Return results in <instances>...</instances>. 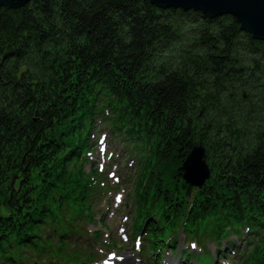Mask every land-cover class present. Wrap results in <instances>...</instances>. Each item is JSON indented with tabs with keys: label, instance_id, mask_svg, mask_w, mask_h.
<instances>
[{
	"label": "trees",
	"instance_id": "obj_1",
	"mask_svg": "<svg viewBox=\"0 0 264 264\" xmlns=\"http://www.w3.org/2000/svg\"><path fill=\"white\" fill-rule=\"evenodd\" d=\"M105 113L132 136L140 168L158 164L149 213L163 223L146 249L164 228L195 236L191 222L216 209L220 230L263 220L264 40L231 15L149 0H32L0 8V243L11 256L33 262L45 240L65 244L57 190ZM198 144L230 212L225 198L209 199L215 185L182 178Z\"/></svg>",
	"mask_w": 264,
	"mask_h": 264
},
{
	"label": "rangeland",
	"instance_id": "obj_2",
	"mask_svg": "<svg viewBox=\"0 0 264 264\" xmlns=\"http://www.w3.org/2000/svg\"><path fill=\"white\" fill-rule=\"evenodd\" d=\"M95 136L100 140V146L97 152L88 156L87 162L90 161L92 165L86 169L94 197L85 202L84 207L86 214L93 215L94 219H86L92 224L84 227L91 236L98 237L99 243L93 246L100 253L99 259L116 251L118 254L106 262H116L125 257L129 264H133V261L142 262V252L138 254L135 250L138 241L134 239L133 225L146 211L148 202L144 201L143 205L139 206V202L135 204L134 199L138 194H141L139 201L147 196V192L153 194L149 186L153 185L150 182L153 175L157 174L158 164L151 162L140 168L139 157L132 148L126 146L119 138L113 139L111 131L103 127ZM106 146L110 151L105 152ZM167 177H170L169 174ZM72 211L73 208H69L68 214ZM182 236H179V247L192 250L190 243ZM246 238L245 229L242 239ZM181 240L185 244L184 247L180 245ZM234 241L238 251L229 250L230 261L220 256L218 264H264V233L256 243L249 246L248 251L245 250L248 244L243 245L244 249H239L236 237ZM198 249L200 248L197 247Z\"/></svg>",
	"mask_w": 264,
	"mask_h": 264
},
{
	"label": "water",
	"instance_id": "obj_3",
	"mask_svg": "<svg viewBox=\"0 0 264 264\" xmlns=\"http://www.w3.org/2000/svg\"><path fill=\"white\" fill-rule=\"evenodd\" d=\"M32 0H0V8L19 9ZM152 4L163 8H181L183 10L201 11L210 18L225 15L233 16L243 31L253 38L264 40V0H149ZM184 169V170H183ZM195 169L203 176L199 182L194 179ZM182 170L188 184L201 187L209 176L206 164V152L202 146L194 147L186 158ZM189 170V171H188ZM203 179V180H202Z\"/></svg>",
	"mask_w": 264,
	"mask_h": 264
},
{
	"label": "bare ground",
	"instance_id": "obj_4",
	"mask_svg": "<svg viewBox=\"0 0 264 264\" xmlns=\"http://www.w3.org/2000/svg\"><path fill=\"white\" fill-rule=\"evenodd\" d=\"M161 8H163V7H161ZM193 175H194L195 181L199 182L201 180L202 176H203V173H201L200 170L195 169V173Z\"/></svg>",
	"mask_w": 264,
	"mask_h": 264
}]
</instances>
